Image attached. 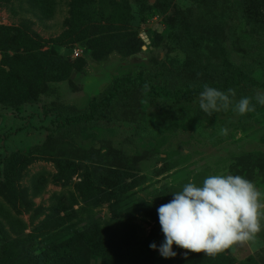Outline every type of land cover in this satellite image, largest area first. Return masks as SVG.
<instances>
[{
	"label": "trees",
	"instance_id": "1",
	"mask_svg": "<svg viewBox=\"0 0 264 264\" xmlns=\"http://www.w3.org/2000/svg\"><path fill=\"white\" fill-rule=\"evenodd\" d=\"M12 1L0 0V7ZM185 1L186 7L174 14H169L174 0H154L152 5L147 0L141 2L142 14L160 16L167 26L165 35L155 36L170 42L183 58L152 62L150 70L140 68L135 75L114 78L84 110L74 113L63 106L51 112L41 104V99L48 93L49 84L68 81L73 73H80L86 66L85 60H72L44 50L45 42L32 32L29 22L19 27L0 25V117L7 113L27 122L38 118L40 125L35 130L46 132L44 142L32 146L27 154L17 151L0 161V165L3 164L0 195L20 199L23 207L29 209L27 190L18 192L16 184L22 181L28 163L34 161L35 158L30 160V157H36L34 154L42 153L44 148L65 153L46 159L53 163L56 171L51 182L63 189L74 188L73 192L54 194L51 197L54 203L48 208H35L32 222L49 212L39 224L36 236L18 232L14 219L9 218V212L0 204V216L10 226V231L6 230L0 220V264H235L223 253L213 258L204 253L187 252L186 257L180 258L182 249L176 245H173L175 257L159 256L164 235L158 208L143 199L133 198L137 185L133 169L126 165L127 159L121 154L102 155L97 151L79 157L65 152L71 135L81 127L112 119L121 94L139 90L158 96L166 110L152 123L163 129L194 115L185 104L198 98L205 84L224 92L234 89V102L251 90H264V76L261 81L256 76L264 72V59L251 56L253 45L246 50L240 47L235 25V22H243L252 34H264V0ZM95 2L70 0L69 30L53 43L63 47L87 41L86 49L97 62L114 51L128 55L138 53L140 42L135 40L136 34H131L133 38L122 34L130 28V6L116 3L106 14L99 9L101 2L97 0L96 13ZM29 5V11L43 21L52 15L54 2L29 0ZM229 47L241 56V64L232 61ZM246 59L252 62H244ZM22 129L10 128L5 137ZM137 134L143 135L139 127ZM75 177L78 182L73 181ZM43 187L35 184L34 197L41 195ZM29 203L31 209L33 204ZM79 204L81 207L75 210ZM105 204L110 217L105 221L96 219L95 210ZM136 219L153 223L148 235L139 234ZM66 230H70L68 235L52 239ZM152 243L157 245L155 250L150 248ZM245 264L256 263L249 258Z\"/></svg>",
	"mask_w": 264,
	"mask_h": 264
},
{
	"label": "rangeland",
	"instance_id": "2",
	"mask_svg": "<svg viewBox=\"0 0 264 264\" xmlns=\"http://www.w3.org/2000/svg\"><path fill=\"white\" fill-rule=\"evenodd\" d=\"M142 1L100 0L99 9H103L106 14L111 12L112 5L116 3L123 2L130 6V28L122 34L127 33L129 38H133L131 34L135 33V40L140 42L138 53L128 55L114 51L100 62L93 60L89 55L86 49L87 41L63 47L53 43L69 30L70 0H53L52 15L43 21L38 20L35 13L29 11V0H13L9 5L0 7V25L19 27L24 22H29L32 32L45 42L44 50L69 58L73 56L75 48L82 52L80 59L86 62L84 69L80 73H73L68 81L49 84L48 93L41 99L42 105L51 112H55L58 106H63L72 113L78 112L84 110L92 98L98 97L114 78L135 75L140 68L150 70L152 62L183 58L181 52L171 46L170 42H163L155 36L165 35L167 26L160 16L142 14ZM147 3L152 5L154 0H147ZM185 5V0H174L169 14H174L186 7ZM94 8L97 13V0ZM94 25H97V22ZM235 25L240 47L246 50L253 45L251 56L264 59V34H252L243 22H235ZM124 38L125 36H122V39ZM229 55L236 64L243 62L241 56L230 47ZM244 62L251 63L252 59H246ZM256 76L261 81L264 72L260 71ZM257 93H264V90L247 92L245 97H253L255 111L243 116L236 114L232 110L233 106L209 117L200 109L198 98L193 99L185 105L189 110L192 109L194 115L163 129H158L152 123L166 110L165 104L158 96L139 90L121 94L120 104L111 115L112 119L81 127L71 135L65 152L67 155L78 157L95 151L102 155L121 154L127 159L125 164L133 169V178L137 185L133 198L143 199L157 208L171 201L173 193L180 191L184 184L194 182L199 186L204 178L213 174L244 176L264 192V105L254 99ZM39 109L36 111L41 113ZM38 125V118L27 122L10 114H3V117H0V161L17 151L27 154L32 146L42 144L46 132L35 130ZM18 127L24 129L11 137H5L10 128ZM138 127L142 129L141 136L137 134ZM221 128L228 129L226 136L220 134ZM42 151L34 154L36 157H30V160L35 158L34 161L28 163L22 181L16 184L18 192L27 190L25 197L29 209L23 207L20 199H7L0 195V204L9 212V218L14 219L16 230L35 236L39 234V224L49 214L46 211L45 215L32 222L35 208L40 206L46 209L54 203L51 199L54 194L74 191L73 187L63 189L51 182L56 171L53 163L46 159L65 153H56L50 148H44ZM2 169L3 164L0 165V170ZM1 179L2 177L0 182ZM73 181L79 180L75 177ZM35 184L44 186L39 197H34ZM29 202L33 204L31 209ZM79 207L80 204L74 209ZM94 216L101 221L107 220L110 217L107 205L96 209ZM0 220L5 224L6 230L10 231L7 220L3 216H0ZM134 223L140 227L139 234L145 236L153 226L150 221L142 219H136ZM69 232L70 230H66L52 239H60ZM186 253L187 250L182 249L180 258L186 257ZM158 254L161 256L159 249ZM223 254L235 264H245L249 258L256 264H264V228L257 234L254 242L237 245Z\"/></svg>",
	"mask_w": 264,
	"mask_h": 264
},
{
	"label": "clouds",
	"instance_id": "3",
	"mask_svg": "<svg viewBox=\"0 0 264 264\" xmlns=\"http://www.w3.org/2000/svg\"><path fill=\"white\" fill-rule=\"evenodd\" d=\"M147 88V85H145ZM234 89L226 92L204 85L198 97L200 109L209 117L221 110L243 116L255 111L253 97L233 101ZM264 105V93L254 97ZM221 135L228 129L221 128ZM164 241L159 252L165 259L177 255L173 245L187 252L216 257L237 245L254 242L264 228V192L241 175H208L201 185L188 182L173 199L157 209ZM150 248L156 249L155 243ZM187 254V253H186Z\"/></svg>",
	"mask_w": 264,
	"mask_h": 264
},
{
	"label": "built area",
	"instance_id": "4",
	"mask_svg": "<svg viewBox=\"0 0 264 264\" xmlns=\"http://www.w3.org/2000/svg\"><path fill=\"white\" fill-rule=\"evenodd\" d=\"M81 54H82L81 50L78 48H75L73 51V56H71L72 60L82 57Z\"/></svg>",
	"mask_w": 264,
	"mask_h": 264
}]
</instances>
